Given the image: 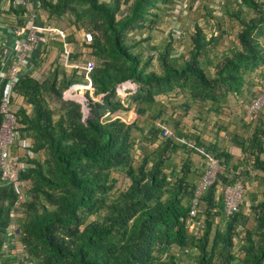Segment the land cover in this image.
<instances>
[{"label":"trees","instance_id":"16d2710c","mask_svg":"<svg viewBox=\"0 0 264 264\" xmlns=\"http://www.w3.org/2000/svg\"><path fill=\"white\" fill-rule=\"evenodd\" d=\"M37 1L77 45L70 62L85 53L93 65L57 60L37 79L34 59L14 86L15 129L31 146L16 147L23 200L0 172V264H264V110L245 135L246 105L264 90V0ZM26 16L0 6L3 24ZM208 157L220 170L192 228ZM237 182L227 215L220 188ZM11 224L26 260L4 248Z\"/></svg>","mask_w":264,"mask_h":264},{"label":"built area","instance_id":"2783aa9c","mask_svg":"<svg viewBox=\"0 0 264 264\" xmlns=\"http://www.w3.org/2000/svg\"><path fill=\"white\" fill-rule=\"evenodd\" d=\"M4 2V8L7 11L10 6L13 8H23L27 12V20L22 26L3 24L0 27V37L3 35L12 36L13 46L11 51L7 47L0 44L1 63L0 65L5 68L0 74V91L3 90L0 99V115L2 120L0 123V172L1 181L4 184H10L16 188L21 187L18 191V199L23 200L24 183L20 182V174L26 169V165L19 156L12 153V148L28 149L30 145L29 139L20 138L19 133L16 131L15 126L17 118L12 108V100L14 98V86L25 71L31 68V58L36 49L40 46L39 50L42 52L44 44L48 41L61 40L62 49L60 50V61L66 68H80L88 73L92 69V58H88L86 62L71 63L70 55L72 53V45H70L66 38L67 33L55 26L47 23H40L38 18V1L37 0H1ZM224 0H215V6H223ZM14 20V16L11 15ZM12 19V18H11ZM40 23V24H39ZM7 63V64H6ZM4 73V74H3ZM4 76V78H3ZM3 78V79H2ZM17 109V108H15ZM264 110V90L259 95L251 99L246 106V119L247 121L256 126L260 114ZM165 135H171V131L165 130ZM202 152V151H201ZM220 170V162L214 158L208 157L204 160L203 174L200 177L194 194L190 200L189 210V223L192 227L194 225V217L197 214L198 203L204 192L214 183L217 173ZM220 192L223 196L224 212L227 215L237 208V205L242 201L243 188L240 182L232 186L221 187ZM20 203L18 202L17 205ZM11 216H15V212L11 211ZM198 225V224H197ZM16 224H11L7 229L6 242L4 248L9 246L13 247L12 252L15 255H23L19 250V243L15 239L17 233ZM26 257L25 255L22 256ZM30 264V263H28Z\"/></svg>","mask_w":264,"mask_h":264},{"label":"crops","instance_id":"0c3cea01","mask_svg":"<svg viewBox=\"0 0 264 264\" xmlns=\"http://www.w3.org/2000/svg\"><path fill=\"white\" fill-rule=\"evenodd\" d=\"M4 2H2L1 0H0V6H1V9H3V10H5V8H4ZM38 18H39V22L42 24V23H45V21L38 15ZM39 23V24H40ZM67 33V32H66ZM68 34H70V33H67V38H68ZM5 38H7V35L5 36H1L0 37V44L2 45V46H5V47H7L8 48V50L9 51H11V48H12V46H13V37L12 36H9L8 38L10 39V41H7ZM70 45H72L73 46V43L72 42H69V41H67ZM56 43H61V49H62V41L61 40H53V41H48V42H46L43 46H44V51H45V48L47 47V46H49V44H51V46H55V44ZM72 43V44H71ZM74 45H75V43H74ZM41 46V45H40ZM40 46L36 49V51H35V53H34V55L32 56V60H34V59H40V57L42 56V54H43V52H41L40 50H39V48H40ZM73 48V50H72V53H71V55L76 51V46L75 47H72ZM79 51V50H78ZM41 55V56H40ZM59 55H60V50H59V53H58V55H57V59H58V62L59 63H61V61H60V58H59ZM71 55H70V59H71ZM89 57L88 56H86V54L85 53H83L78 59H77V62L76 63H78V62H82V63H84L85 62V60H87ZM31 60V61H32ZM0 63H1V52H0ZM74 63V62H73ZM7 64V63H6ZM62 64V63H61ZM75 64V63H74ZM3 71H5V68L4 67H2L1 65H0V74L3 72ZM4 74V73H3ZM1 76H2V74H1ZM3 78H4V76H3ZM2 78V79H3ZM256 86V85H255ZM215 119V117H212V119L211 120H214ZM208 121V120H207ZM196 121H193V123H195ZM208 122H210V121H208ZM188 124H191V122H187ZM213 123V121H211L210 122V125ZM185 125V124H184ZM193 124H191V126H192ZM210 125H209V127L207 126V131L208 132H210ZM190 126V127H191ZM248 130V132H249V134H248V137H250V136H252V134L254 133V130H253V128H247ZM207 131H206V133H207ZM209 134V133H208ZM207 134V135H208ZM208 137V139L210 140V138H209V135L207 136ZM234 148V147H233ZM233 148H231V149H233ZM17 151H18V148H12V153L13 154H15V155H17L16 153H17ZM229 152L230 153H232L233 155H234V158L235 159H237V158H239L240 157V154H241V152H240V150L239 149H237V148H235V149H233V150H229ZM197 161H199L198 163H197V167L200 169V170H202L203 168H204V160L203 159H198Z\"/></svg>","mask_w":264,"mask_h":264},{"label":"rangeland","instance_id":"374dc122","mask_svg":"<svg viewBox=\"0 0 264 264\" xmlns=\"http://www.w3.org/2000/svg\"><path fill=\"white\" fill-rule=\"evenodd\" d=\"M196 13V12H195ZM194 12H191V13H189L188 14V18H189V20L190 21H192L193 19H196V14H195ZM39 16L45 21V23H47V24H49V25H52L51 23H49V22H47L46 21V18L40 13V11H39ZM4 18V17H3ZM8 19V18H7ZM9 21H11V22H13L10 18L8 19ZM0 22H1V20H0ZM9 23V24H12V23ZM194 22V21H193ZM4 23H6V22H4ZM175 26L176 27H179L178 25H180V26H182V23H183V19L182 18H178V20H175ZM1 24H3V22H1ZM8 24V23H7ZM178 24V25H177ZM52 26H54V25H52ZM56 27V26H55ZM63 29H65L67 32H69L68 31V29H66V28H63ZM77 38H79V37H77ZM74 42V41H73ZM72 42V43H73ZM71 43V44H72ZM75 43V42H74ZM74 43H73V46L72 47H75V46H77L76 44L74 45ZM78 46H80V45H78ZM180 47H178V49H179ZM80 50H84V48L82 47V46H80L79 47V51ZM179 50H181V49H179ZM44 51V50H43ZM42 51V52H43ZM77 51V50H76ZM58 53H59V49L56 47V46H51V44H49V46H47L46 48H45V51L43 52V54H42V56L40 57V59L38 60V61H40V60H44V62L41 64V66H40V68L38 69V70H35L34 72H33V76H35L37 79H40L41 78V74H42V72H45L46 70H47V68L50 66V65H54V62L56 63V61L58 60L57 58V55H58ZM256 90H258V85H256V86H254V87H252V89H251V91H252V93L251 94H253ZM249 97V96H248ZM248 100V99H247ZM246 99L243 101V103L244 104H246L248 101H247ZM248 128H250V126L248 127ZM251 128H253V127H251ZM248 129H246L245 130V135H246V137H248V134H249V132L247 131ZM253 130H254V128H253ZM251 184V183H250ZM257 184V183H256ZM249 185V184H248ZM253 185V184H252ZM254 185H255V183H254ZM250 186V185H249ZM26 188H27V186H26ZM194 228V227H193ZM12 253H16V252H12ZM20 258H22V256L23 255H18ZM12 264H19V263H16V262H14V263H12Z\"/></svg>","mask_w":264,"mask_h":264},{"label":"clouds","instance_id":"9594fccd","mask_svg":"<svg viewBox=\"0 0 264 264\" xmlns=\"http://www.w3.org/2000/svg\"><path fill=\"white\" fill-rule=\"evenodd\" d=\"M248 105V104H247ZM246 105V106H247ZM250 127H254L253 125H251ZM194 223V222H193ZM198 223H195L193 226H192V228L194 227V228H196L198 225H197ZM18 233V232H17ZM15 239H16V237H15ZM16 241H17V239H16Z\"/></svg>","mask_w":264,"mask_h":264},{"label":"bare ground","instance_id":"6f19581e","mask_svg":"<svg viewBox=\"0 0 264 264\" xmlns=\"http://www.w3.org/2000/svg\"><path fill=\"white\" fill-rule=\"evenodd\" d=\"M255 81V80H254Z\"/></svg>","mask_w":264,"mask_h":264}]
</instances>
